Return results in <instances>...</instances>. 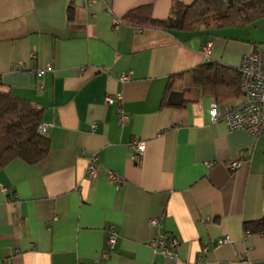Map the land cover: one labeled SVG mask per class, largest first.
<instances>
[{"label": "crops", "instance_id": "obj_1", "mask_svg": "<svg viewBox=\"0 0 264 264\" xmlns=\"http://www.w3.org/2000/svg\"><path fill=\"white\" fill-rule=\"evenodd\" d=\"M194 1L0 0V77L43 110L50 140L42 162L0 165V264H264V234L244 232L264 217V137L214 122L213 104L224 112L242 95L218 104L190 73L209 62L239 70L244 54L264 50V18L195 33L123 19L151 6L152 18L165 21L174 3ZM126 73L132 79L120 82ZM180 74L173 89L186 105L162 106ZM135 139L146 142L141 158ZM231 162L240 167L231 171ZM110 172L124 178L120 189ZM152 219L178 239L176 259L149 246L158 234ZM225 237L231 242L213 247Z\"/></svg>", "mask_w": 264, "mask_h": 264}, {"label": "trees", "instance_id": "obj_2", "mask_svg": "<svg viewBox=\"0 0 264 264\" xmlns=\"http://www.w3.org/2000/svg\"><path fill=\"white\" fill-rule=\"evenodd\" d=\"M264 18V0H195L191 5L174 3L165 21L152 18L151 6L130 11L123 19L128 24L150 26L169 32L195 33L212 28H244ZM203 94L219 104L242 95L240 70L218 62L204 63L191 72ZM183 75L171 76L162 106L186 105L183 93L174 91ZM43 110L31 102L14 97L0 77V165L16 159L36 165L50 152V140L39 132ZM246 235L264 234V217L244 224Z\"/></svg>", "mask_w": 264, "mask_h": 264}, {"label": "built area", "instance_id": "obj_3", "mask_svg": "<svg viewBox=\"0 0 264 264\" xmlns=\"http://www.w3.org/2000/svg\"><path fill=\"white\" fill-rule=\"evenodd\" d=\"M212 45L207 44L203 47V53L209 57L211 53ZM242 75V101L239 104L228 105L224 112L218 110V105H212L213 121H223L228 129L232 132L246 130L256 137H264V50H256L251 53L244 54L241 60L239 68ZM43 73L38 72L37 76L42 77ZM132 79V73L122 74L119 77V81L122 83L129 82ZM42 88V86L40 87ZM121 96H118L120 98ZM107 104H113L112 97H107ZM120 120L122 124H125L128 120V116L120 111ZM96 129V125L93 126ZM49 126L40 125L39 132L43 136L48 135ZM132 148L134 149L138 157H143L146 151V142L135 139L132 142ZM214 163H207V168H212ZM240 167L238 162H231L228 168L231 171H235ZM88 180L94 181L98 178V155L91 157L89 166L87 169ZM109 179L115 184L117 189H120L124 185V178L116 175L113 172L109 173ZM149 225L158 229V234L150 240L149 246L155 253L161 254L165 258L176 259V249L179 245V241L174 236L161 231V225L158 219H152ZM119 234L112 226L110 228V234L108 238V244L110 249L113 250L118 243ZM231 242L229 237L219 238L213 240V247L220 248L225 244ZM209 248L206 247L205 251ZM109 258L108 253L105 254L100 260H107Z\"/></svg>", "mask_w": 264, "mask_h": 264}]
</instances>
